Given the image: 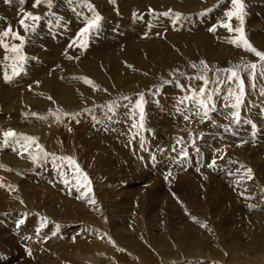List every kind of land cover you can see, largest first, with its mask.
<instances>
[{
    "label": "rangeland",
    "instance_id": "rangeland-1",
    "mask_svg": "<svg viewBox=\"0 0 264 264\" xmlns=\"http://www.w3.org/2000/svg\"><path fill=\"white\" fill-rule=\"evenodd\" d=\"M34 2L0 0V32L24 36L27 57L0 47V264H264V60L222 26L231 0ZM243 2L264 52V0ZM29 12L34 32L19 23ZM13 64L24 71L6 82Z\"/></svg>",
    "mask_w": 264,
    "mask_h": 264
},
{
    "label": "snow or ice",
    "instance_id": "snow-or-ice-1",
    "mask_svg": "<svg viewBox=\"0 0 264 264\" xmlns=\"http://www.w3.org/2000/svg\"><path fill=\"white\" fill-rule=\"evenodd\" d=\"M231 2L234 6V9L226 13V16H227L229 22L223 23L222 26L227 28L228 31H230V32L234 31V32L239 34L237 39L232 41L233 43L244 46L246 50L255 53V55L257 57H259L261 60H264V52H261V51H258L257 49H255L245 37L244 27H243L244 23H245V15H246L245 3L243 2V0H231ZM43 3H46L49 7L52 6V0H35L33 6L39 7ZM134 15H135V13H134ZM164 15H168V13H164ZM178 15L179 14H177V16ZM233 17H235L239 21V27H236V28L232 27L230 21L233 19ZM28 20H31L33 23L31 25H29L28 23H26V21H28ZM40 20H41V17L39 15H34L33 13L29 12V13L25 14V16L19 21V23H20V25L23 26V28L25 29L26 32L29 31V29L32 32H34L36 29V23L39 22ZM100 20H101V17L99 15L95 16L94 19L89 20L87 22L86 27H84L81 30V36H87L90 33V30L98 28ZM210 31H215V28H211ZM9 37L13 40L20 41V43L19 44L6 43L5 41ZM24 41H25V37L21 36L18 31H13V29L11 27H8L7 29L0 32V47H3V49H5L6 52L10 51L12 53H15L16 55H15V57H12V59L17 60L19 62H24L27 59L26 56L21 55V49L23 47ZM194 67H195V65H194ZM251 68L255 69L256 65L252 64ZM23 71H24V69L22 66L17 67L16 64H13L12 65V75L10 76V75H8L7 72H5L4 73V79L6 82H10L13 76L19 75ZM229 71H231V70H229ZM233 78L240 81V83L238 84L239 94L236 96V104L233 105V107L237 109V111L233 115L236 118V122H239V120H240L239 108H240L241 103L243 102L242 98L245 94L244 93V84H243V81L240 79L239 75L237 74V72H235V71H232L231 75L228 77L229 80H232ZM85 81L89 84L92 83L90 80H87V78H85ZM200 92L203 93L204 89L201 88ZM49 99H51V97H49ZM189 99H192V97H189ZM208 99L211 100V96H209ZM199 103H200L201 107H203L205 109L207 108V106L203 100H200ZM135 107L137 109H139V120H140L139 127L143 128L144 127V124H143V120H144L143 95H141L140 100L136 102ZM33 115H35V113H33ZM203 115L207 116L208 111L205 110ZM134 127H135V125H134ZM3 135H4V137H15L16 133L9 131V132H5ZM23 139L27 140V141H34V138H32V137H23ZM5 142H7V141H5ZM62 159L65 160L69 166L73 167L74 171L77 174H79V176H81L83 178V182L88 186V191L91 192V181L89 180L87 173L83 172V170L80 168V166L76 162V160L73 159L72 157H63ZM213 165H215V160H213L212 164H210L209 167H212ZM251 172H252L251 169H247V172L245 173V175L247 176L248 179H252ZM79 182L80 181L78 179V183ZM91 202L95 203L94 200H92ZM21 223H23V221H21ZM27 251H28V254L31 255V251L30 250H27Z\"/></svg>",
    "mask_w": 264,
    "mask_h": 264
},
{
    "label": "bare ground",
    "instance_id": "bare-ground-1",
    "mask_svg": "<svg viewBox=\"0 0 264 264\" xmlns=\"http://www.w3.org/2000/svg\"><path fill=\"white\" fill-rule=\"evenodd\" d=\"M188 2V1H187ZM178 4V3H177ZM198 4V3H197ZM184 6V5H183ZM188 5H186V7H187ZM159 7V6H158ZM185 7V6H184ZM190 8V7H189ZM134 15V14H133ZM133 18H134V16H132V17H128V18H125V19H123V23L124 24H131L132 22H133ZM131 19H132V22H130L129 23V21H131ZM137 21H134L132 24H135ZM140 23V22H139ZM182 23V22H181ZM185 24V23H184ZM156 29V28H155ZM134 30V32H136V33H139V30H135V29H133ZM1 31V30H0ZM157 47V46H156ZM166 47V46H165ZM99 50V49H98ZM165 50V49H164ZM163 50V51H164ZM161 53V52H160ZM165 53V52H164ZM92 54V53H91ZM94 54V53H93ZM162 54V53H161ZM160 56V55H159ZM101 57V56H100ZM161 59V58H160ZM213 76V75H212ZM43 78H45V77H43ZM61 78V77H60ZM46 80H48L49 81V79H48V77L46 78ZM42 81V80H41ZM44 81V80H43ZM190 82H192V81H190ZM193 83V82H192ZM51 84V83H50ZM53 84V83H52ZM194 84V83H193ZM54 85V84H53ZM226 86V85H225ZM177 87V86H176ZM187 88H189V87H187ZM173 89V88H172ZM172 89L171 90H169V92L168 93H171V92H175L176 90H174V91H172ZM209 89V88H208ZM230 89V88H229ZM232 89V88H231ZM42 90V89H41ZM179 89H177V91H178ZM263 94V93H262ZM59 95V94H58ZM60 96H61V94H60ZM65 97H67V96H65ZM33 100V99H32ZM41 102V101H40ZM61 102V101H60ZM36 103V102H35ZM159 109H160V105H158L157 106ZM167 107H169V106H167ZM167 107L166 108H164V107H162L163 108V114H167V115H169V116H171V115H174V110H173V108H170L169 110H167ZM154 109V108H153ZM153 112L155 113L156 112V108L153 110ZM172 112V113H171ZM166 115V116H167ZM214 117H215V121H216V117L217 116H215L214 115ZM86 120V119H85ZM217 120H219V119H217ZM53 121V120H52ZM122 121H123V119H122ZM59 122V121H58ZM63 122V121H62ZM219 122H221L220 120H219ZM60 123V122H59ZM53 124H54V122H53ZM108 123H106V125H107ZM127 124H128V122H127ZM171 124L173 125V127L174 128H177V130H179V131H183V130H185V131H188L191 127H195L196 125H197V122H195V123H187V122H185V121H177V120H174V121H172L171 122ZM130 125V124H129ZM64 126V125H63ZM170 127V126H169ZM170 128H172V127H170ZM172 130H174V129H172ZM92 134V133H91ZM55 135H56V133H55ZM54 138V137H53ZM56 138V137H55ZM59 138V137H58ZM93 138V137H92ZM57 139V138H56ZM63 140V139H62ZM66 140H67V138H66ZM96 140V139H95ZM104 140V139H103ZM102 140V141H103ZM92 141V140H91ZM99 141V140H98ZM98 141H95L94 143H95V145L94 146H92L91 144H90V142H87V148H91V149H93V148H95L96 146L98 147ZM106 142V141H105ZM65 143V142H64ZM63 143V144H64ZM92 143V142H91ZM110 143V142H109ZM107 144V143H106ZM108 145V144H107ZM153 145V144H152ZM102 147H104V146H102ZM152 147V146H151ZM150 147V148H151ZM98 148H100V147H98ZM95 149H97V148H95ZM105 149L107 150V152L109 151V147H106L105 146ZM158 149V148H157ZM98 150V149H97ZM96 150V152L98 153V154H96L95 152V154H96V157L99 159V160H102V158L100 157V154H99V152ZM93 151V150H92ZM109 154V153H108ZM110 154H112V153H110ZM112 155H114V160L116 161V159H118V157L115 155V154H112ZM112 155H110V156H112ZM117 155H119L118 153H117ZM116 156V157H115ZM120 157V156H119ZM110 158L111 157H105V159H104V162H107V161H111L110 160ZM121 158V157H120ZM122 159V158H121ZM114 161V162H115ZM116 162H118V160L116 161ZM123 162V161H122ZM126 163V162H125ZM108 164H109V162H108ZM117 165V164H116ZM195 165V164H194ZM124 166V165H123ZM198 165H196V167H197ZM112 173V172H111ZM4 177V176H3ZM121 178V177H120ZM3 179V178H2ZM120 180L121 179H117V181H119L120 182ZM124 180V179H123ZM1 183H2V181H1ZM0 183V184H1ZM236 194V193H235ZM23 232V231H22ZM18 238V237H17ZM25 244H27V243H25ZM25 244H23V245H25ZM189 248V247H188ZM186 249V248H185ZM106 250L107 251H109V249L106 247ZM36 251V250H35ZM112 251V250H111ZM37 253V252H36ZM107 253H109V252H107ZM39 259V258H38Z\"/></svg>",
    "mask_w": 264,
    "mask_h": 264
}]
</instances>
